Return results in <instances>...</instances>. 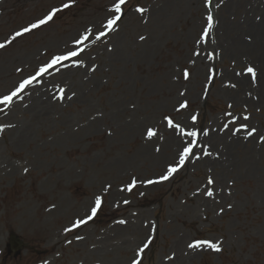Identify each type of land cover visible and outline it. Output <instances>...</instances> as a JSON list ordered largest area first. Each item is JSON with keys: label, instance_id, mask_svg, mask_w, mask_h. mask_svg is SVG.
Wrapping results in <instances>:
<instances>
[{"label": "rangeland", "instance_id": "1", "mask_svg": "<svg viewBox=\"0 0 264 264\" xmlns=\"http://www.w3.org/2000/svg\"><path fill=\"white\" fill-rule=\"evenodd\" d=\"M116 3L0 0V99L83 49L0 104V264H264V0Z\"/></svg>", "mask_w": 264, "mask_h": 264}, {"label": "snow or ice", "instance_id": "2", "mask_svg": "<svg viewBox=\"0 0 264 264\" xmlns=\"http://www.w3.org/2000/svg\"><path fill=\"white\" fill-rule=\"evenodd\" d=\"M124 3H125V0H118V3H116V4L114 5V11H115L117 14H119V13L121 12V5H123ZM65 7H67V5H65ZM139 11H143V10L140 9ZM120 18H121L120 15H116V16H114L113 18L109 19L108 22H107V25H106L107 28H108V29H112L113 26H114V24H115ZM51 19H52V14L50 13L47 17H45V19L40 20V21L38 22V24H33V25H31V28H33V29H34V28H37L39 25H42V24L46 23L48 20H51ZM207 21H208V25H207V27L204 29V34H205V35L208 34L209 29H211V27H212L213 17H212L211 15H209V16L207 17ZM28 31H30L29 28H25V29H24V32H28ZM16 35L19 36V35H21V33L17 32ZM102 35H104V33H101L100 35H98V36L96 37V39L99 40V39H100V36H102ZM88 38H89L88 35L85 34V35L81 36L79 40L75 41V43L78 44V45H79V44H82V43H83L85 40H87ZM141 39H143V37H141ZM201 39H203V36L201 37ZM2 47H4V45H3V44H0V48H2ZM82 51H83V49H78V50H76V51H69V52H68L67 54H65V55H59V56H55V57H53V59H52L50 62H48L46 65H44V66H42V67H40V68L38 69V71L36 72L35 76H32V77H30V78H28V79H24V80L19 84V86L16 88L15 91H13L10 95H5V96H3V98L0 99V104L5 105V106H8L9 104H11V102H12V98L15 97V96H16L21 90L25 89V87H26L27 85L31 84L34 80H36L37 77H40L43 73L48 72V71H49L50 69H52L55 65H57V64H59V63H61V62H63V61H67V60H69V59H71V58H73V57H78L79 54H80V52H82ZM246 71H247L248 73H252L253 76L255 75V73H254V69L251 68V67L247 68ZM185 75L187 76V73H185ZM61 92H63V89H61ZM185 106H186V105H183V104L181 105L182 108L185 107ZM164 119L167 121V123H168V125H169L170 127H179L178 125H174L173 122H172V120H171L169 117H165ZM192 119H193V122H195L196 117L193 116ZM245 119H247V117H245ZM226 127H227V125H226ZM253 131H254V130H253ZM181 132H183V129H181ZM204 134L207 135V133H204ZM153 135H154L153 130H152V129H149L148 132H147V136H148L149 138H151ZM186 135L189 136V137H193V138H195L196 135H197V133H196V132H188V133H186ZM248 135L251 136V135H252V132L250 131V132L248 133ZM194 143H195V140H193L188 146H184V147H183V150L179 153V165H183V164L185 163L186 158H188L189 155H190V153H192V145H193ZM205 154H208L207 151H205ZM177 170H178L177 167L170 166V167L168 168L167 174L161 176L160 179H161V180H167V179L169 178V176H171V175H172L173 173H175ZM25 171H27V170H25ZM153 182H154V181H148L147 183H153ZM208 182H209V184L213 183L212 180H209ZM135 183H136V181L133 180L132 185H129V186H128V190H131V187L134 186ZM206 195H208V196H212L213 193H212L211 190H209V191L206 192ZM100 207H101V198H100V197H97L96 200H95V206L91 208V215H89V216L87 217V219H88V220H91L92 217H94V216L97 214V211H98V209H99ZM86 222H87L86 220H78V221H76V225L84 224V223H86ZM120 223H124V221H120ZM69 230H70V229H65V231H69ZM203 243L207 244V246H208L209 248H211V249H213V250H215V251H217V252H219V251L221 250L220 247L218 246V244L211 243V242H203ZM200 246H201V242H199V241L194 242V243L188 245L189 248H198V247H200ZM145 247H146V246H145ZM133 264H136V261H134Z\"/></svg>", "mask_w": 264, "mask_h": 264}, {"label": "bare ground", "instance_id": "3", "mask_svg": "<svg viewBox=\"0 0 264 264\" xmlns=\"http://www.w3.org/2000/svg\"><path fill=\"white\" fill-rule=\"evenodd\" d=\"M262 17H263V20H262V22H264V14H262ZM263 36H264V28H263ZM19 94V93H18ZM38 103H41V100L40 99H38V98H34V101L31 103V102H29V108L30 107H32V106H34V104H38ZM38 110H40V108H37ZM17 127L19 128L20 126L19 125H17ZM22 131H25V127H23L22 129H21Z\"/></svg>", "mask_w": 264, "mask_h": 264}, {"label": "water", "instance_id": "4", "mask_svg": "<svg viewBox=\"0 0 264 264\" xmlns=\"http://www.w3.org/2000/svg\"><path fill=\"white\" fill-rule=\"evenodd\" d=\"M13 238H14V237L12 236V238H11L12 242H11V243H12L13 248H15V249H16V248H19V246H21V243L18 242V244L15 245L14 242H13Z\"/></svg>", "mask_w": 264, "mask_h": 264}]
</instances>
